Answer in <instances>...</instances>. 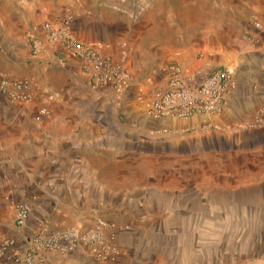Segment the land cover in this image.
<instances>
[{
  "label": "crops",
  "instance_id": "obj_1",
  "mask_svg": "<svg viewBox=\"0 0 264 264\" xmlns=\"http://www.w3.org/2000/svg\"><path fill=\"white\" fill-rule=\"evenodd\" d=\"M157 31L146 15L124 11L90 10L73 17V37L120 65L125 82L117 87L95 85L84 62L40 34V54L25 58L21 70L0 68L29 79L33 94L30 103L19 104L0 93V209L8 206L12 214L9 222L0 221V236L16 239L0 264H12L39 233L98 225L115 231L118 253L109 261L96 260L90 244L80 240L69 251H42L44 264H173L152 254L141 233L123 230L112 213L134 206L133 195L126 199V190L115 189L110 180L116 166L124 168L128 141H201L216 153L229 150L236 161H248L246 186L264 193V124L257 123L264 108V0H201V30L188 49L155 36ZM172 62L201 78L215 67L229 68L224 110L189 119L151 117L153 95ZM43 105L49 114L36 121ZM125 124L139 136H126ZM17 203L30 210L23 228L14 222Z\"/></svg>",
  "mask_w": 264,
  "mask_h": 264
},
{
  "label": "rangeland",
  "instance_id": "obj_2",
  "mask_svg": "<svg viewBox=\"0 0 264 264\" xmlns=\"http://www.w3.org/2000/svg\"><path fill=\"white\" fill-rule=\"evenodd\" d=\"M90 10L146 15L160 29L155 36L186 49L201 30V0H0V68L21 70L25 58L41 53L46 22L60 24ZM125 131L139 136L128 124ZM123 151L124 168L116 166L110 180L126 190V199L133 195L134 206L112 213L123 230L145 237L152 254L173 264H264V193L246 186L248 161L201 141L132 140ZM11 218L8 206L0 209L2 223Z\"/></svg>",
  "mask_w": 264,
  "mask_h": 264
},
{
  "label": "built area",
  "instance_id": "obj_3",
  "mask_svg": "<svg viewBox=\"0 0 264 264\" xmlns=\"http://www.w3.org/2000/svg\"><path fill=\"white\" fill-rule=\"evenodd\" d=\"M71 23V17L60 24L46 22L42 26V31L50 42L61 44L68 56L84 62V69L92 73L95 85L121 86L125 81L120 65L95 46L74 38ZM257 26L263 30L260 25ZM230 75L229 68L218 66L206 77L201 78L200 73H188L178 63L172 62L167 68L163 86L153 95L149 114L156 119H189L194 116L221 113L226 103ZM0 93L19 104H27L33 100L31 82L27 78L1 75ZM48 114V108L41 106L37 110L35 119L41 121ZM257 123L264 124V108L258 111ZM14 209L16 227L23 228L30 217V210L24 203H17ZM114 237L115 234L110 231L109 226L102 225L83 231L73 229L50 235L39 233L32 237L31 245L24 254H16L13 257L12 264H44L42 251L53 249L69 251L76 248L80 240L90 244L96 260L109 261L118 253ZM15 245L16 239L0 236V256H4L6 251Z\"/></svg>",
  "mask_w": 264,
  "mask_h": 264
}]
</instances>
